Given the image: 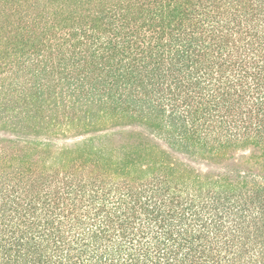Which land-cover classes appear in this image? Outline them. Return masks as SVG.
I'll return each instance as SVG.
<instances>
[{"label": "trees", "instance_id": "trees-1", "mask_svg": "<svg viewBox=\"0 0 264 264\" xmlns=\"http://www.w3.org/2000/svg\"><path fill=\"white\" fill-rule=\"evenodd\" d=\"M0 264H264V0H0Z\"/></svg>", "mask_w": 264, "mask_h": 264}, {"label": "rangeland", "instance_id": "rangeland-1", "mask_svg": "<svg viewBox=\"0 0 264 264\" xmlns=\"http://www.w3.org/2000/svg\"><path fill=\"white\" fill-rule=\"evenodd\" d=\"M89 137H92V135H90ZM82 139H84V137L82 135H79L77 137H71L68 139H59L58 141H59V143L63 144V143H70L72 141H78V140H82ZM176 156L181 160L192 163V161L188 157H185L181 154H176Z\"/></svg>", "mask_w": 264, "mask_h": 264}]
</instances>
